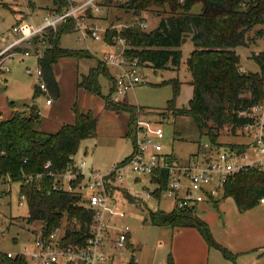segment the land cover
<instances>
[{
	"label": "trees",
	"instance_id": "obj_1",
	"mask_svg": "<svg viewBox=\"0 0 264 264\" xmlns=\"http://www.w3.org/2000/svg\"><path fill=\"white\" fill-rule=\"evenodd\" d=\"M53 13H61L70 3L68 0H48ZM112 0L101 4L102 8L111 7ZM200 11L193 13L195 5ZM0 5H2L0 3ZM32 7V4H28ZM128 10L135 20L125 24L117 33L108 30L105 41L119 36L125 43L124 55L136 59L140 67L154 72L178 71L181 62L180 47L189 38L194 50L187 60V70L191 76L192 97L187 107L176 108L175 98L180 82L171 79L156 86L169 84L173 98L167 103V111L174 116L188 117L193 121L200 136L207 137L209 143H217L219 130L224 127L236 131L250 122L245 115L250 108L260 102L264 95V52L251 54L258 66V72L244 74L239 70V59L235 52L238 47H248L257 39L264 37V29H259L253 37L249 33L256 26H264V0H129ZM168 16L161 18L151 31H143L137 21L143 20L141 14L147 10L164 11ZM76 32L72 20L60 24L55 31L49 30L41 39L36 37L34 44L47 43L43 56L37 65L43 74L46 93L35 85L32 99L48 94L57 99L60 95L53 66L63 58L77 59L88 56L81 51H69L60 47V38L67 33ZM97 66L77 80V88L92 94L99 93L98 76L106 72L105 64ZM110 110H127L138 113V109L127 104H114L105 101ZM10 108H15L13 103ZM27 110V111H26ZM24 111L13 112L10 117L1 119L0 111V187L18 184L19 196H24L28 209V223H41L45 232L65 223L63 243L83 244L84 233L92 219V212L86 209L78 195L65 191H52L54 177L65 173L73 166V156L81 141L93 136L97 119L91 112L81 113L74 106V122L63 125L55 133L37 129L39 122L36 106H27ZM165 116V113H160ZM228 147L238 151L245 149L243 144ZM49 162L50 166H44ZM42 175L38 181L25 182L28 176ZM160 188L154 193L156 199L165 187V173L159 174ZM155 181V180H154ZM223 198H231L240 214L256 208L264 198V175L256 170L231 176L223 187ZM212 204H216L213 202ZM72 220L78 226H70ZM150 223L155 227L192 228L203 238L208 247L221 252L225 259L235 257L213 239L206 223L195 215V209L150 212ZM35 233V230H34ZM0 264H27L22 256L8 258L0 252ZM167 264H172L169 255Z\"/></svg>",
	"mask_w": 264,
	"mask_h": 264
},
{
	"label": "rangeland",
	"instance_id": "obj_2",
	"mask_svg": "<svg viewBox=\"0 0 264 264\" xmlns=\"http://www.w3.org/2000/svg\"><path fill=\"white\" fill-rule=\"evenodd\" d=\"M68 1L77 5L86 0ZM112 1L108 10L104 8L100 15L95 16L98 34L102 37L101 41L83 40L78 32L61 36L60 47L62 49L81 51L88 56H81L77 59L63 58L54 64L53 73L60 90L57 99L49 97L48 94L32 99L33 87L37 85V79L34 75H27L25 71L27 68L32 72L37 69L35 57H23L18 54L5 62L9 71L3 70L0 73L1 119L10 117L13 112L24 111L27 106H36L40 112L37 129L46 133H55L61 128L60 126L73 124L74 106L81 113L91 112L97 119L96 131L92 137L80 142L78 151L73 156V166L84 176L91 172L100 176H108L115 171V177H122L120 182L112 184L113 188L109 196L113 205L125 212V218L118 222L130 228L131 243L141 247V254H144L148 260L154 258L157 262L164 264H167L169 255L172 258L174 255L178 256L181 260L180 264L186 263L185 258L189 255H201L205 262L209 260L210 264L218 258L227 264H234L232 260L225 259L220 251L208 247L203 238L206 251L200 254V247L192 240L184 242L180 239L176 241V238L173 242L172 228L163 229L151 225L150 212L160 210L169 213L173 210L171 200L163 194H160L158 199L152 198L145 202L133 199L137 191L143 195L147 191L155 190L153 179L147 175H137L126 165L134 151L133 140L130 136V129L134 122L140 121V126L145 128V134L150 138H153L157 128H161L164 134L160 141L162 152L173 157L178 164H187L189 158L197 153L200 145L209 144V141L207 137L200 136L190 118L174 116L167 111V103L173 98L171 85L156 86L161 82L177 79L180 86L175 98V106L176 108L188 106L192 97V87L190 85L191 76L187 70V60L194 50L189 38L179 49L181 62L178 71L154 72L150 68L140 67L139 74L143 76L144 81L128 90L125 95L114 94V80L118 74V68L103 60L105 55L104 38L111 26L131 24L135 17L132 15V11H126L129 0ZM0 3L2 4L0 5V49L9 43L6 32L12 26L22 22V24L37 27L42 24L45 16L55 14L52 12L51 3L48 0H0ZM29 3L32 4L31 8ZM200 8L199 4L195 5L193 13H198ZM168 15L167 8L160 12L153 9L142 13L141 18L147 22L146 31L153 30L159 20ZM90 24L92 25V23ZM259 29H264V26H256L249 36L253 37ZM112 49L116 55L121 54L122 48L118 43ZM29 50L30 52L34 51V49ZM235 52L239 59L240 72L244 74L257 73L259 69L251 58V54L264 52V37L257 39L254 44H250L248 47L236 48ZM98 61L104 62L106 68V72L98 76L99 93L92 94L84 89H78L77 80H80L81 76L87 75L90 69L95 68ZM115 97L118 99L117 103L112 100ZM48 98L53 102L52 112L45 108V101ZM106 100L112 102L113 105L127 104L139 111L134 115L123 109L110 110L106 108ZM10 103H13L15 108H10ZM160 113H165V116H161ZM58 124H60L59 127L54 129ZM51 130L55 131L47 132ZM216 133L218 134L217 143L221 145L222 149L251 141L239 134V131H233L228 127H224ZM83 183L84 180L81 177L80 185ZM223 199V190H220L218 197L215 198V205L212 203L200 204L197 210V215L210 226V233L217 243H220V225L218 224L222 217L220 203L223 202ZM27 217L28 209L25 202L22 201L20 204L18 184L0 187V252L10 253L13 257L22 256L27 263H30L35 237L34 230L40 228L41 225L37 222L28 223ZM58 234L62 233L58 232ZM134 255L137 259L141 257L140 252L135 251Z\"/></svg>",
	"mask_w": 264,
	"mask_h": 264
},
{
	"label": "built area",
	"instance_id": "obj_3",
	"mask_svg": "<svg viewBox=\"0 0 264 264\" xmlns=\"http://www.w3.org/2000/svg\"><path fill=\"white\" fill-rule=\"evenodd\" d=\"M105 1L107 0H86L77 5L69 3L61 13L45 16L42 24L37 27L25 23L12 26L6 32L9 43L0 49V73L3 70L9 71L5 62L18 54L23 57L33 56L38 62L48 45L43 41L34 44L33 40L36 37L41 39L47 31H55L60 24L68 20L73 21L75 31L80 33L83 40L101 41L95 16L102 13L101 4ZM137 24L146 31L145 20L137 21ZM124 26H111L109 30H116L118 33ZM117 43L122 48L120 55H116L112 49ZM29 49L34 51L30 52ZM124 50L125 43L118 35L112 37L109 42L105 41L103 60L118 68L113 89L117 96L125 95L128 90L144 81L143 76L139 74L138 61L127 58ZM25 72L27 75H34L37 79L36 86L41 92L46 93L43 74L38 65L33 72L29 68ZM112 100L114 103L118 102L116 97ZM51 103L49 98L45 101L46 106ZM37 114L40 115V112ZM245 115L250 122L237 129L239 134L251 139L249 143L244 144L245 149L241 151L233 147L222 149L220 146L205 143L200 145L197 153L189 158L187 164H178L173 157L162 152L160 141L164 134L161 128H157L153 138H150L145 134V128L140 126V121L134 122L130 129L134 151L126 165L137 175H147L155 180V190L147 191L143 195L137 191L133 199L145 202L155 198L154 193L160 188L159 174L165 173V187L160 194L171 200L173 211L196 209L201 203L215 202V198L231 176L253 170L264 175V95ZM49 166L50 163L47 162L44 168L47 169ZM114 173L115 171L108 176H100L91 172L84 176L74 166L57 176L48 173L55 181L52 191L78 195L84 207L92 212V219L81 245L63 243L67 224L63 223L62 226L45 232L44 225L39 223L41 226L35 230L30 263L27 264H139L129 245L130 228L118 222L124 219L126 214L113 205L109 196L112 184L122 179L121 176L115 177ZM81 177L84 183L80 185ZM41 178L40 174L35 177L28 176L25 182H38ZM22 201L24 202L23 195L20 197V204ZM260 204H264V198L260 200ZM70 226L78 225L73 220ZM58 232L62 234L59 235ZM6 256L13 257L10 253Z\"/></svg>",
	"mask_w": 264,
	"mask_h": 264
},
{
	"label": "crops",
	"instance_id": "obj_4",
	"mask_svg": "<svg viewBox=\"0 0 264 264\" xmlns=\"http://www.w3.org/2000/svg\"><path fill=\"white\" fill-rule=\"evenodd\" d=\"M45 108H47L49 112H52L53 102L49 106L45 105ZM59 125L60 124L56 125L54 129H57ZM53 131L55 130L47 132ZM240 144L244 145L245 143ZM198 206L195 209V215L200 220H203L197 215ZM220 211H222V217H220V223L218 224L220 225V243H217L216 241L215 242L220 246L226 248L232 255H234L235 264H264V204H259L256 208L240 214L236 208L234 201L231 198H224L223 202L220 203ZM158 228L166 229L170 227ZM171 230L172 233H174L172 234L173 242L176 238V241L178 239L183 240L184 242L192 240L198 245V247H200V254H202L203 251H206V249H204L206 247H204L205 245L202 241V237L199 233L196 232L195 229L172 228ZM129 245L133 250V253H135V251L137 253L140 252L141 257L138 258L139 264H164L163 262H157V260H155L154 258L148 260L144 254H141V247L137 245L135 246L131 243V235H129ZM185 262L186 263L184 264H210L209 260L205 262V259L201 255H189L185 258ZM180 263V258L174 255V258H172V264ZM212 264L227 263L225 261H221L218 258Z\"/></svg>",
	"mask_w": 264,
	"mask_h": 264
}]
</instances>
